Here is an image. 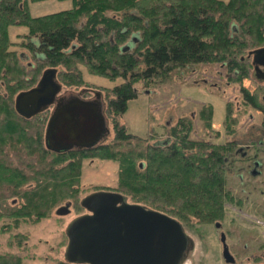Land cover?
I'll return each mask as SVG.
<instances>
[{
    "label": "trees",
    "instance_id": "1",
    "mask_svg": "<svg viewBox=\"0 0 264 264\" xmlns=\"http://www.w3.org/2000/svg\"><path fill=\"white\" fill-rule=\"evenodd\" d=\"M37 1L44 0H0V240L7 236L0 264L34 258L26 255L31 233L22 232L24 225L60 218L56 211L68 203L81 215L82 199L99 190L121 193L186 228L222 220L225 206L234 202L230 139L239 135L253 108L262 113L264 131V86H244L252 79L250 52L264 47V0H71L69 10L34 17L30 3ZM14 27L27 28L20 43L12 40ZM205 65L214 77L225 74L229 84H239L243 94L239 111L227 104L223 132L214 128L211 104L200 107V131L191 116L169 125L167 145L154 144L158 135L129 132L123 119L129 102L142 93L138 84L152 91L182 83ZM48 68L58 70L63 87L103 92L112 126L107 141L58 154L45 144L51 112L30 119L17 112V95L36 86ZM82 68L122 82L95 86ZM213 134L216 141L208 139ZM93 160L118 164L115 187L85 188L84 164Z\"/></svg>",
    "mask_w": 264,
    "mask_h": 264
},
{
    "label": "water",
    "instance_id": "2",
    "mask_svg": "<svg viewBox=\"0 0 264 264\" xmlns=\"http://www.w3.org/2000/svg\"><path fill=\"white\" fill-rule=\"evenodd\" d=\"M129 47V46H128ZM254 76L264 67V47L250 52ZM56 68L46 69L37 85L19 93L15 108L30 119L52 108L45 133L48 150L61 154L91 150L111 136L103 92L84 89L63 95ZM92 92L94 97H85ZM166 139L161 145H167ZM81 206L86 213L66 228L65 258L70 264H183L192 249L184 225L170 215L132 203L114 191L99 190L86 195ZM71 213V203L56 211Z\"/></svg>",
    "mask_w": 264,
    "mask_h": 264
},
{
    "label": "rangeland",
    "instance_id": "3",
    "mask_svg": "<svg viewBox=\"0 0 264 264\" xmlns=\"http://www.w3.org/2000/svg\"><path fill=\"white\" fill-rule=\"evenodd\" d=\"M71 8H73V2L71 0H44L30 3L31 13L34 17L45 16L69 10ZM26 32L27 28L25 27L12 28V40L16 43H20L22 39L19 35L25 34ZM30 60L31 59H29V61ZM210 70V65H205L202 68L197 67L186 78L183 77L184 80L182 83L179 82V80H176L169 84L154 88L152 91H143L142 86L138 84L137 88L142 91V93L138 98L129 102L128 110L123 119L129 132L143 138L158 135L160 140H165L169 138L167 132L169 125L173 124L183 116L196 118V123H198L197 126L200 131L201 123L197 119V115L203 104H211L214 107V128L216 131L223 132L227 104L231 102L236 110L239 111L242 108L243 94L239 84H229L226 80L227 77L225 74H220V76L214 77L209 72ZM82 71L84 79L98 87L114 88L122 82L121 79L112 81L107 77L91 74L85 68H82ZM255 84L256 83L250 80L244 82V86L250 90H253L256 87ZM82 90L84 89H70L64 87L63 95L79 94ZM87 94L88 93L86 92L85 97L87 98L94 97L92 92L89 93L90 96H87ZM252 116L254 119L251 121L250 119L253 118ZM261 122L262 113L258 109H250L249 113L245 115V119L242 121V126L246 127H243L245 131L241 128L239 133H244V135H240L238 140L242 142L247 141V138H252L260 143H264V131L257 127L251 131L252 127H250L251 125L259 126ZM110 127L112 129L111 123ZM204 134L205 132H201V137H205ZM245 135L247 137H244ZM212 136L210 135L208 139L216 141L214 139L215 134ZM233 138L234 137H232V139ZM224 139V136L220 138L221 141ZM158 142L159 141H156L154 144H157ZM235 168H237L236 165ZM233 169H231V171ZM118 171V164L112 161H87L85 162L83 169V185L86 189H90L91 187H115L118 183ZM231 171H228L229 174ZM241 177L233 178L231 176L230 187L233 188L232 190L243 199L245 205L243 211L245 213H241L238 210V207L236 208L233 205L227 206V209L231 215L234 214L237 219L239 218L237 224L243 226L242 232L245 234L247 233V237L253 236L258 240L261 238L264 242V205H261V203L264 204V175L258 176V179L254 178L257 179L253 181L256 184L255 190L254 186L251 187L252 190L250 187L246 188L251 190L252 194H247V191L244 192L242 187L245 186L240 187L238 185L244 180L243 178L241 179ZM248 177L249 176L247 175L246 178ZM84 213H86V211H84ZM78 216L80 215H76L71 208V213L69 215L59 216L60 218L46 219L36 225H24L21 229L22 232L31 233V250L29 253L26 252V255L32 254V256H34V258L26 257L24 264H60V261H66L65 254L68 244L66 228L68 224ZM242 217L247 221L242 219ZM227 220L229 221V219ZM212 228L210 226L205 229V236L208 237V244L199 241L196 254L187 262V264H217L216 260L218 259L217 252L219 251V247L217 236L215 235V232L212 231ZM186 231L188 232V235L192 236L193 234L192 238L193 240H196L193 228H186ZM6 238L7 236L4 235L0 240L2 244L0 245V253L7 250V247L5 246ZM234 239L232 237L230 241L234 242ZM64 241H66V245H62ZM205 246L206 248L209 246L212 248V258L210 252Z\"/></svg>",
    "mask_w": 264,
    "mask_h": 264
},
{
    "label": "flooded vegetation",
    "instance_id": "4",
    "mask_svg": "<svg viewBox=\"0 0 264 264\" xmlns=\"http://www.w3.org/2000/svg\"><path fill=\"white\" fill-rule=\"evenodd\" d=\"M252 62V60H251ZM255 73V67L252 62V79L250 81H253L256 83L255 85H262L264 86V67L260 68V71H258V76L260 79L256 78L254 76ZM49 111H52V108L49 109ZM261 112V111H260ZM253 117V116H252ZM254 119L251 118L250 120L252 121ZM263 120V119H262ZM250 123V122H249ZM262 124V122H261ZM246 128L245 126H242ZM254 130L255 127L260 129L259 126H250ZM249 127V128H250ZM254 133V132H253ZM243 136V134H239L238 136L234 137L233 139H230V142L232 141L234 143V158L233 162L231 161L230 163V168H234L232 171L230 169V174L229 175V185H230V180L231 176L233 178H243V182L241 184H238L240 187L244 189V192L247 194H252V186H254V190L256 189V184L253 182L258 179V176L264 175V143H260L256 141L255 139L253 140L248 139L247 141H242L240 142L238 140L239 136ZM253 136V135H252ZM244 137H247L246 135ZM235 165L237 168H235ZM245 165V166H243ZM247 175L249 176L248 178ZM257 178V179H254ZM250 187L251 190L246 189ZM231 188V191L233 192L234 196V202L227 203L225 206V216L222 220H216L208 225H197V227L193 228V232L196 235V240L192 238L191 235H189L192 239V249L185 260L183 264H187L188 261L191 260V258L196 254L198 250V243L199 241H203L206 244H208V237L205 236V229L208 227L213 226L212 231L215 232V235L217 236L218 240V259L216 260L217 264H264V242L260 238V240L256 239L253 236H248L242 232V225L237 224V217L235 215H231L229 210L227 209V206H235L236 208L238 207V210L241 213H245L243 211L244 201L243 199L237 195L236 192H234ZM253 205V204H252ZM261 205H264L261 203ZM229 219V221L227 220ZM242 219H244L242 217ZM245 220V219H244ZM247 221V220H245ZM253 222V221H250ZM237 224V225H236ZM185 227V226H184ZM186 230V227H185ZM187 232V231H186ZM188 233V232H187ZM233 237L235 240L230 241V239ZM249 239V240H248ZM253 239V240H252ZM255 240V242H254ZM258 240V242H257ZM230 241V242H229ZM197 242V243H196ZM246 244V246H245ZM206 248V246H205ZM208 251L210 252L211 258H212V253L211 252V247L209 246Z\"/></svg>",
    "mask_w": 264,
    "mask_h": 264
},
{
    "label": "crops",
    "instance_id": "5",
    "mask_svg": "<svg viewBox=\"0 0 264 264\" xmlns=\"http://www.w3.org/2000/svg\"><path fill=\"white\" fill-rule=\"evenodd\" d=\"M250 130H251V129H250ZM243 131H245V129H243ZM251 131H253V129H252ZM165 140H166V139H165ZM165 140H159V142H163V141H165ZM159 142H158V143H159ZM158 143H157V144H158ZM160 145H161V143H160Z\"/></svg>",
    "mask_w": 264,
    "mask_h": 264
}]
</instances>
